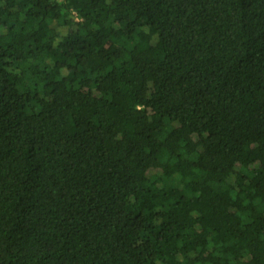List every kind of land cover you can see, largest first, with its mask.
Instances as JSON below:
<instances>
[{
    "label": "trees",
    "instance_id": "trees-1",
    "mask_svg": "<svg viewBox=\"0 0 264 264\" xmlns=\"http://www.w3.org/2000/svg\"><path fill=\"white\" fill-rule=\"evenodd\" d=\"M0 264H264V0H0Z\"/></svg>",
    "mask_w": 264,
    "mask_h": 264
}]
</instances>
